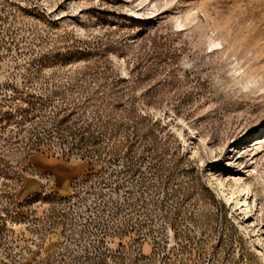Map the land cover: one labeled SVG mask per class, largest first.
I'll return each instance as SVG.
<instances>
[{
    "label": "rangeland",
    "instance_id": "rangeland-1",
    "mask_svg": "<svg viewBox=\"0 0 264 264\" xmlns=\"http://www.w3.org/2000/svg\"><path fill=\"white\" fill-rule=\"evenodd\" d=\"M0 264H264V0H0Z\"/></svg>",
    "mask_w": 264,
    "mask_h": 264
},
{
    "label": "bare ground",
    "instance_id": "bare-ground-1",
    "mask_svg": "<svg viewBox=\"0 0 264 264\" xmlns=\"http://www.w3.org/2000/svg\"><path fill=\"white\" fill-rule=\"evenodd\" d=\"M217 180H218V178H217ZM218 181H219V180H218ZM220 182H221V181H220ZM217 183H218V182H217ZM220 187H221V186H220ZM223 187H224V185H223ZM228 191H229V190H228ZM230 192H231V191H230ZM251 211H252V210H251ZM251 211H250V212H251ZM252 216H253V215H252ZM252 219H253V218H252ZM253 222H254V220H253Z\"/></svg>",
    "mask_w": 264,
    "mask_h": 264
}]
</instances>
